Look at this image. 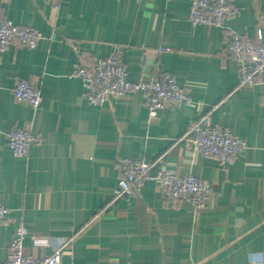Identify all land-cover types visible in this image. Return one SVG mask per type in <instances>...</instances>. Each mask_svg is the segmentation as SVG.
Instances as JSON below:
<instances>
[{"label": "crops", "instance_id": "0c3cea01", "mask_svg": "<svg viewBox=\"0 0 264 264\" xmlns=\"http://www.w3.org/2000/svg\"><path fill=\"white\" fill-rule=\"evenodd\" d=\"M192 1L61 0L56 10L52 0H0L1 17L43 33L35 47L13 41L0 51V202L8 208L0 261L23 224L25 255L65 243L62 264H262L264 75L241 87L228 47L234 32L256 37L264 28V0H235L240 11L227 28L193 23ZM113 53L133 82L156 67L173 73L194 104L150 118L139 90L91 103L73 69ZM19 78L41 88L38 109L17 100ZM205 116L246 142L233 163L190 147V126ZM26 124L42 140L21 157L8 138ZM125 156L204 178L213 188L208 209L167 198L153 180L114 200Z\"/></svg>", "mask_w": 264, "mask_h": 264}, {"label": "built area", "instance_id": "2783aa9c", "mask_svg": "<svg viewBox=\"0 0 264 264\" xmlns=\"http://www.w3.org/2000/svg\"><path fill=\"white\" fill-rule=\"evenodd\" d=\"M58 10L61 0H52ZM235 0H193L190 12L195 24L228 27L231 19L238 14ZM43 33L32 26L19 25L13 20L0 16V51L7 49L10 43L17 41L28 47L38 45ZM229 52L240 64V86L252 88L264 75V28L260 27L256 37H247L234 32L229 41ZM154 50L153 54H159ZM73 76L83 80L91 103L99 105L112 98H119L131 90L142 92L149 110V117L156 118L160 112L169 108L192 106L193 96L189 89L179 84L176 76L160 67L139 82L129 79L127 64L118 53L98 57L89 66L77 63ZM14 94L18 101L28 103L38 109L43 101L42 90L30 79L19 78L14 85ZM192 136L188 142L206 156L215 157L223 163H233L245 150L246 142L230 129L218 127L209 116L195 121L190 126ZM42 140V134L36 132L31 124L19 125L9 134L8 144L15 155L28 157L33 144ZM121 175L114 191V200L127 198L139 191L140 184L148 180L157 181L164 195L176 202L186 200L199 212L208 209L213 188L202 177L194 174H180L170 170H151V163L136 157L125 156L120 160ZM8 208L0 202V224L5 221ZM27 226L21 224L10 243L9 253L0 264H62L65 243L57 245L52 252L40 257L25 255L23 243L29 233ZM34 244L44 249L49 246L48 237L35 236ZM264 264V261L262 262Z\"/></svg>", "mask_w": 264, "mask_h": 264}]
</instances>
